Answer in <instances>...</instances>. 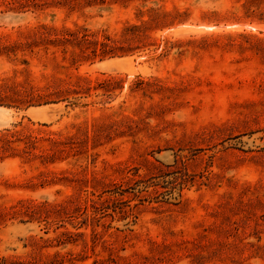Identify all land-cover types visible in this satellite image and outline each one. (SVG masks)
Segmentation results:
<instances>
[{
    "label": "rangeland",
    "instance_id": "obj_1",
    "mask_svg": "<svg viewBox=\"0 0 264 264\" xmlns=\"http://www.w3.org/2000/svg\"><path fill=\"white\" fill-rule=\"evenodd\" d=\"M0 107V264H264V0H0Z\"/></svg>",
    "mask_w": 264,
    "mask_h": 264
},
{
    "label": "bare ground",
    "instance_id": "obj_2",
    "mask_svg": "<svg viewBox=\"0 0 264 264\" xmlns=\"http://www.w3.org/2000/svg\"><path fill=\"white\" fill-rule=\"evenodd\" d=\"M109 64L111 63L105 62V63H102L101 65H109ZM48 111H50L48 107H43L40 109L30 110L29 114L34 115L36 118L42 119L43 115H46ZM10 113H11V110L0 107V128L8 124L7 122L11 116Z\"/></svg>",
    "mask_w": 264,
    "mask_h": 264
},
{
    "label": "trees",
    "instance_id": "obj_3",
    "mask_svg": "<svg viewBox=\"0 0 264 264\" xmlns=\"http://www.w3.org/2000/svg\"><path fill=\"white\" fill-rule=\"evenodd\" d=\"M69 37H72V35L70 34Z\"/></svg>",
    "mask_w": 264,
    "mask_h": 264
}]
</instances>
